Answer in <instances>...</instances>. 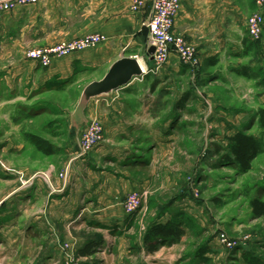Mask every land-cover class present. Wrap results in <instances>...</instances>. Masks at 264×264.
<instances>
[{"label": "rangeland", "instance_id": "374dc122", "mask_svg": "<svg viewBox=\"0 0 264 264\" xmlns=\"http://www.w3.org/2000/svg\"><path fill=\"white\" fill-rule=\"evenodd\" d=\"M239 1L245 7L251 3ZM262 30L260 40L251 44L247 54L237 57L235 51L227 50L218 65L203 69L200 65L191 69L182 63L188 70L185 77L175 81V91L168 85L159 90L156 79L146 83L154 84L151 91L155 96L165 94L162 104L165 109L161 103L152 104V111L158 113L159 108L161 111L153 121L162 123L169 117L167 132L174 136L169 146L157 150L143 143L132 147L126 138L115 140L106 136L104 122L94 116L88 118L84 127L69 133L67 118L76 110L84 84L102 73L74 77L63 83V88L26 94L9 91V84L13 83L4 76L7 65L15 58V52L6 50L12 31L0 28V199L6 192L31 187L38 179L50 191L56 189L55 177L65 187L72 183L74 161L94 153L90 156L93 169L89 171L91 178L86 185L93 197L80 205L100 210L91 214L99 217H92L89 222L83 214L77 221L64 217L59 227L52 225V230L40 235L26 237L21 228L25 238H20L18 251L17 247L0 244V264H67L69 261L72 264H264V218L252 217L248 206L253 195L264 198L261 186L264 152L254 158L253 167L247 173L219 163L230 135L237 130L260 132L255 112L264 107ZM241 31L247 34L245 25H241ZM239 66H245L250 76L237 74L234 68ZM1 67H5L4 71ZM174 92L181 93L182 97L186 93L190 96L183 103L177 101L174 107L171 106ZM91 123L101 127V139L83 154L80 144ZM26 133L47 138L55 154L40 153L28 142ZM105 142L138 150L128 152L120 162L108 156L99 158L95 150ZM134 155L142 159L131 160ZM130 179L140 182L134 190ZM93 180L104 181L100 193ZM106 191L123 194L119 199L97 197ZM132 193L138 195L139 201L135 212L128 214L125 208L134 201ZM45 203L42 199L38 203L41 206L29 201L24 204L27 212L33 213ZM121 212L127 214L121 225L112 224ZM173 216L184 219L185 234L178 242L156 244L158 247L148 253L144 236L151 223L164 222ZM221 233L236 241V246L223 243ZM92 240L100 242L93 254L77 255L78 249Z\"/></svg>", "mask_w": 264, "mask_h": 264}, {"label": "crops", "instance_id": "0c3cea01", "mask_svg": "<svg viewBox=\"0 0 264 264\" xmlns=\"http://www.w3.org/2000/svg\"><path fill=\"white\" fill-rule=\"evenodd\" d=\"M132 1L39 0L36 4L17 6L13 11L4 14L0 18V28L12 31L9 48L6 50L12 54L15 52V58L7 65V73L4 76L13 83L9 84V91H22L26 94L33 90L63 88L62 84L74 77L102 73L100 77L89 78L85 86L90 81L99 80L111 63L121 56H134L143 67L150 66L152 63L148 57V33L145 26L151 6L150 0H142L144 6L137 11L130 10ZM250 1V5L245 7L239 0H179L180 7L174 16L173 30L197 48L201 69L218 65L227 50L235 51V55L240 51L243 53V37H247V34L241 31V25L246 28L247 15L255 8L254 1ZM88 32L103 33L107 39L69 56L54 58L49 66L43 67L26 57V52L31 47H43L63 39L71 40ZM4 69L5 67H1L2 71ZM187 70L177 56L171 54L159 74L133 77L129 84L113 91L112 94L91 98L82 116L74 110L67 118L69 133L84 127L88 118L94 116L104 122V134L112 139L126 138L131 146L143 143L147 148L163 150L174 139V136L167 132L171 121L168 120L169 117H165L162 123L154 122L153 119L157 118L156 115L161 111L160 108L158 113L152 111V104L161 103V108L165 109V94L155 96L154 91H151L154 84L146 83L156 79V82H159V90L168 85L175 91V81L185 77ZM182 99L181 93H172L171 106ZM131 146L117 147L105 142L95 153L99 158L108 156L120 162L127 157L128 152L132 154L138 150L131 149ZM90 156L74 161L71 171L72 183L65 187H62L59 179L55 177L54 191L47 189L45 182L38 179L31 187L6 192L0 199V244L18 248L20 238L43 234L48 229L52 230V225L59 227V224L65 221L64 217L77 221L83 214L87 222L91 221L92 217H99L97 214L91 216L92 213L100 211L99 208L91 210L80 205L93 197L90 187L86 186L91 178L89 171L93 169ZM134 158L142 159L138 155L131 156V160ZM106 180L107 178L105 182ZM93 181L99 192L104 181ZM130 181L133 190L140 184L138 180ZM99 193V199H119L123 194L121 191ZM42 199L46 201L42 208L37 207L33 213L27 212L25 202H34L41 206L38 203H41ZM126 216L125 212H121L112 224L121 225V220Z\"/></svg>", "mask_w": 264, "mask_h": 264}, {"label": "built area", "instance_id": "2783aa9c", "mask_svg": "<svg viewBox=\"0 0 264 264\" xmlns=\"http://www.w3.org/2000/svg\"><path fill=\"white\" fill-rule=\"evenodd\" d=\"M256 8L252 15L247 17L246 31L247 37L252 41L260 40L264 26V0H253ZM39 0H0V18L15 9L17 6L28 4H36ZM150 11L146 18L145 26L147 28V48L152 46L154 51L148 53L151 59V65L143 67V77L147 74L157 75L164 68L171 54L177 56L180 62L191 69L197 68L200 65L197 48L188 42L184 36L174 32V16L178 12L180 3L179 0H150ZM144 6L142 0H133L130 4L131 11H137ZM107 36L103 33L88 32L87 34L72 38L71 40H59L50 45H45L43 48H30L26 53V57L36 61L41 66H49L54 58L69 56L76 51H82L88 47H94L102 41H105ZM142 65V64H141ZM101 127L93 123L89 124L83 134V139L80 144V149L83 154L89 152L100 142ZM134 201L126 206L125 210L128 214L135 212L139 197L136 194H131ZM223 243H229L230 247H235L237 242L231 241L225 234H220ZM67 264H72L71 261Z\"/></svg>", "mask_w": 264, "mask_h": 264}, {"label": "trees", "instance_id": "16d2710c", "mask_svg": "<svg viewBox=\"0 0 264 264\" xmlns=\"http://www.w3.org/2000/svg\"><path fill=\"white\" fill-rule=\"evenodd\" d=\"M254 42L257 41H252L248 37L243 40V54H247L248 51L251 50V44ZM234 71L239 75L250 76L245 66L236 67L234 68ZM71 80L72 79L67 80L64 83L70 82ZM262 82L264 84V76ZM189 96L190 94L186 93L183 96L181 103H183ZM255 118H257L260 130L259 134L237 130L230 135L225 144L226 152L222 154L219 163H227L233 166L239 173H247L251 170L254 158L264 152V107H260L256 110ZM25 137L40 153H43L44 155L55 154V148L47 138L45 139L35 133H26ZM261 183L262 188H264V182ZM176 196L179 195H175V197ZM248 206L250 207L252 217L264 218V198L259 195H253L248 201ZM94 225L101 224L94 222ZM185 228L186 223H184V219L181 216L168 217L164 222H152L144 236L146 251L150 253L158 247L156 244H161L166 241H180L186 232ZM99 243L100 242L96 240L88 242L78 249L77 255L82 257L92 255L95 251L94 248L97 247Z\"/></svg>", "mask_w": 264, "mask_h": 264}, {"label": "water", "instance_id": "95a60500", "mask_svg": "<svg viewBox=\"0 0 264 264\" xmlns=\"http://www.w3.org/2000/svg\"><path fill=\"white\" fill-rule=\"evenodd\" d=\"M153 51L154 48L149 46L148 53L152 54ZM142 74V65L136 57L121 56L111 63L99 80L90 81L84 86L75 112L82 116L91 98L110 95L113 91L129 84L133 77H139Z\"/></svg>", "mask_w": 264, "mask_h": 264}]
</instances>
